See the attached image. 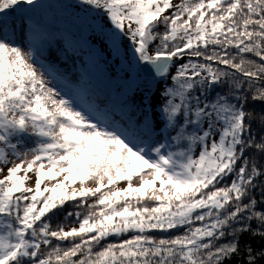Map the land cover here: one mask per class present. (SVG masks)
Returning <instances> with one entry per match:
<instances>
[{
    "label": "snow or ice",
    "instance_id": "6c2138e0",
    "mask_svg": "<svg viewBox=\"0 0 264 264\" xmlns=\"http://www.w3.org/2000/svg\"><path fill=\"white\" fill-rule=\"evenodd\" d=\"M0 264H264V0H0Z\"/></svg>",
    "mask_w": 264,
    "mask_h": 264
},
{
    "label": "trees",
    "instance_id": "16d2710c",
    "mask_svg": "<svg viewBox=\"0 0 264 264\" xmlns=\"http://www.w3.org/2000/svg\"><path fill=\"white\" fill-rule=\"evenodd\" d=\"M58 219H59V220H63V216H60ZM53 223L55 224L56 221L54 220Z\"/></svg>",
    "mask_w": 264,
    "mask_h": 264
}]
</instances>
